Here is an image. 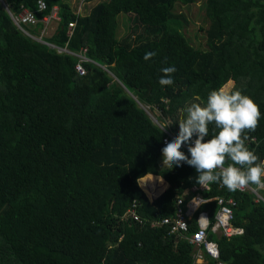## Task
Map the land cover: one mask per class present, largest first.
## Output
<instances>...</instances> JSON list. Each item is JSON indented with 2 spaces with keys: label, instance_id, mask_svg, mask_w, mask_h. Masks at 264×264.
<instances>
[{
  "label": "trees",
  "instance_id": "16d2710c",
  "mask_svg": "<svg viewBox=\"0 0 264 264\" xmlns=\"http://www.w3.org/2000/svg\"><path fill=\"white\" fill-rule=\"evenodd\" d=\"M44 1L47 10L39 11V0H0V264H192L195 220L187 234L151 224L175 215L177 198L199 185L198 173L186 163L164 166L165 133L143 107L178 135L186 104L205 103L233 81L260 108L246 145L264 161V0L201 7L198 0H99L87 15L64 0ZM178 3L202 21L197 45ZM24 10L38 20L25 26L31 35L73 53L86 49L107 70L83 63L80 76L77 57L19 29L12 15ZM54 10L60 21L48 37L56 20H43ZM122 15L132 26L121 37ZM148 52L157 54L145 61ZM173 65L174 84L162 87L161 69ZM218 131L209 124L205 142ZM220 184L204 196L235 199L234 224L245 230L232 239L210 234L220 261L264 264V205ZM133 205L141 221L125 218ZM217 210L216 201L200 209L212 219Z\"/></svg>",
  "mask_w": 264,
  "mask_h": 264
},
{
  "label": "clouds",
  "instance_id": "9594fccd",
  "mask_svg": "<svg viewBox=\"0 0 264 264\" xmlns=\"http://www.w3.org/2000/svg\"><path fill=\"white\" fill-rule=\"evenodd\" d=\"M156 52L145 54V61L156 56ZM176 67H164L159 84L172 86ZM196 101L200 97H195ZM186 118L181 119L178 135L162 149L164 166L171 169L188 164L198 173L197 183L206 186L210 183H222L230 191L243 190L249 185L264 189V161L246 145V132L254 131L261 119L259 106L241 90H226L225 87L212 90L205 103L186 104ZM209 124H215L218 133L209 137ZM195 138V139H194ZM188 146L186 155L182 147ZM230 161V162H229ZM226 162L227 167H225ZM199 198L192 204L200 207ZM203 215L198 224H206Z\"/></svg>",
  "mask_w": 264,
  "mask_h": 264
},
{
  "label": "built area",
  "instance_id": "2783aa9c",
  "mask_svg": "<svg viewBox=\"0 0 264 264\" xmlns=\"http://www.w3.org/2000/svg\"><path fill=\"white\" fill-rule=\"evenodd\" d=\"M47 10V4L44 0H39V11ZM57 10V8H55ZM12 15V13H11ZM12 19L15 24L19 27V29L26 35L34 40L48 45L51 48L57 49L59 52L69 53L79 59V63L76 66V70L80 76L86 75L87 71L83 66V63H93L97 66L102 67L104 70H107L106 67L96 63L95 61L89 59L86 56V49H84L80 53H73L69 51L67 48H58L53 44H49L41 37H35L31 35V33L26 29L25 26H34L37 25L38 20L35 15L28 11L24 10L18 16L12 15ZM51 20L60 21V17L58 16V12L55 11L49 17L44 18V22L46 24L50 23ZM76 27V23L69 24L68 36L71 38L73 35V31ZM146 113L151 117V119L159 126V128L165 133L164 144L171 142L177 134L171 129L162 125L161 122L157 120L156 117H153V114H150V107H143ZM195 139V138H194ZM182 149L188 151V146L185 145ZM225 186L221 183L220 189ZM211 189V183L206 186L196 185L193 186L189 191H186L184 195L179 196L176 201L175 206V215L173 217H164L160 220H155L152 222V227H162L166 226L169 228V235L176 234H187L190 230V224L194 220L198 226V229L188 237V242L194 247L193 252V263L192 264H204L209 259H213L218 261V264H224L220 261V248L217 241L210 239V234H214L215 236L225 237L226 239H232L234 237H239L244 235L245 230L242 227L236 226L234 224L235 221V209L238 206V203L233 198H225L222 196H217L212 199H207L204 196V193L209 192ZM242 193H250L254 196V200L258 204L264 205V189L253 187L249 185L247 188L243 190H237ZM194 198H199L201 201H198L200 207L195 208L192 204ZM210 201H216L218 205V210L216 211L213 219L211 218L208 211H200L201 207ZM136 205H133V208H130L125 216V218H133L134 221H141L139 214L135 210ZM204 216L208 219L207 223L203 226L198 224L197 221Z\"/></svg>",
  "mask_w": 264,
  "mask_h": 264
},
{
  "label": "rangeland",
  "instance_id": "374dc122",
  "mask_svg": "<svg viewBox=\"0 0 264 264\" xmlns=\"http://www.w3.org/2000/svg\"><path fill=\"white\" fill-rule=\"evenodd\" d=\"M64 2H66V3H68L70 5V7H71L73 12H75L77 14H80V15H87L99 3V0H91V1H85V0H64ZM203 3H204V0H198L197 5L199 7H201V5H203ZM179 5L180 4L178 3L177 6H176L175 11L178 14H183V15L187 16V19L190 22L189 25H187V31H188L187 35L189 36V38L192 39L193 43H196V45H197V43H200L201 40L196 39L195 37H193V34L195 32H197V30L203 25V24H201L202 21H200L198 19H194V14H195V12L193 13L194 9L189 8V11H188L184 7H179L178 8ZM122 16H124V15H122ZM122 16L119 19V35L121 37L126 35V34H128L130 29H131V26H132V18L130 16H128V15H126L124 17H122ZM57 29H58V22L57 21L51 22V25L49 26V28L46 31L47 36L48 37L52 36ZM29 30H31V29H29ZM224 87H225L226 90L231 91V90L234 89L235 83L233 81H230ZM150 114H153V117H156V115L159 116V113L157 111H155V110H153V112L150 111ZM144 186H145L146 189L148 188L146 186V184H144ZM157 189H159V188L157 187ZM155 192L158 193L159 190L155 191ZM161 194H158L157 197L160 196ZM155 198H156V196H155Z\"/></svg>",
  "mask_w": 264,
  "mask_h": 264
},
{
  "label": "crops",
  "instance_id": "0c3cea01",
  "mask_svg": "<svg viewBox=\"0 0 264 264\" xmlns=\"http://www.w3.org/2000/svg\"><path fill=\"white\" fill-rule=\"evenodd\" d=\"M167 184V183H166ZM168 185V184H167ZM217 237H220V236H217ZM225 264V263H224Z\"/></svg>",
  "mask_w": 264,
  "mask_h": 264
}]
</instances>
